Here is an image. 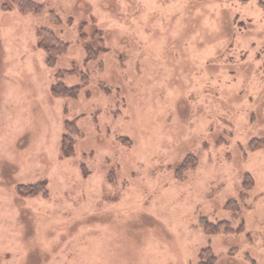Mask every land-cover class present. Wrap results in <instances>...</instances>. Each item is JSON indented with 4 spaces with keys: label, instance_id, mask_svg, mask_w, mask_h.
I'll use <instances>...</instances> for the list:
<instances>
[{
    "label": "rangeland",
    "instance_id": "1",
    "mask_svg": "<svg viewBox=\"0 0 264 264\" xmlns=\"http://www.w3.org/2000/svg\"><path fill=\"white\" fill-rule=\"evenodd\" d=\"M37 1L0 0V264H264V0Z\"/></svg>",
    "mask_w": 264,
    "mask_h": 264
},
{
    "label": "trees",
    "instance_id": "2",
    "mask_svg": "<svg viewBox=\"0 0 264 264\" xmlns=\"http://www.w3.org/2000/svg\"><path fill=\"white\" fill-rule=\"evenodd\" d=\"M17 2L20 11L22 12H41L44 9L43 3L37 0H14ZM5 7H8V3H4ZM40 44L44 47L47 52V59L49 62H55L57 56L66 51L68 48V43L60 39L56 33L48 28L41 27L39 29ZM85 82V80H84ZM77 87H68L63 83H57L52 87V91L56 95H72L74 94ZM73 141L71 139L64 138L63 150L66 155L73 153Z\"/></svg>",
    "mask_w": 264,
    "mask_h": 264
}]
</instances>
